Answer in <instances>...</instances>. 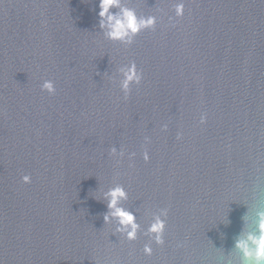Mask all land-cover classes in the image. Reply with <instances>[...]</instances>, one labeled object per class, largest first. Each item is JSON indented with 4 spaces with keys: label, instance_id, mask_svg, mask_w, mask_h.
<instances>
[{
    "label": "water",
    "instance_id": "obj_1",
    "mask_svg": "<svg viewBox=\"0 0 264 264\" xmlns=\"http://www.w3.org/2000/svg\"><path fill=\"white\" fill-rule=\"evenodd\" d=\"M122 6L155 27L122 43L98 0H0V264H242L234 242L264 212V0ZM118 185L134 241L103 219Z\"/></svg>",
    "mask_w": 264,
    "mask_h": 264
},
{
    "label": "clouds",
    "instance_id": "obj_2",
    "mask_svg": "<svg viewBox=\"0 0 264 264\" xmlns=\"http://www.w3.org/2000/svg\"><path fill=\"white\" fill-rule=\"evenodd\" d=\"M99 11V27L105 30L107 39L119 41L122 43H131L132 38L145 29H153L157 23L156 16L138 17L136 12L131 8L122 6V0H98ZM118 9V11H112ZM176 18L182 17L184 14V0H175L173 9ZM169 17V21H172ZM122 74L121 88L127 91L131 83L139 84L142 80V73L137 71L135 63L130 64L127 68L120 69ZM41 91L53 95L56 91L55 85L51 80H44L40 85ZM205 122V116L202 114L200 123ZM162 130H167V125H162ZM181 138V134L177 133V139ZM145 141L148 138L145 137ZM112 153H116V149H111ZM122 155V154H121ZM134 155V154H132ZM145 162L149 160L148 153H143ZM21 181L25 184L31 182V177L24 175ZM127 192L122 186H115L104 193L107 200L103 219L105 223L110 220L115 221L116 232L125 240L134 241L137 239L138 232H141V226L137 223L136 216L133 212L121 206V201L127 199ZM168 216V208L159 209V213L154 215L148 223L143 235L148 237V243L143 246V253L146 256L152 254V244L157 246L164 244V232L166 227V218ZM234 248L238 250L242 257V264H264V212L257 213L255 231L243 233L234 242Z\"/></svg>",
    "mask_w": 264,
    "mask_h": 264
}]
</instances>
